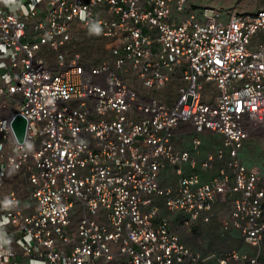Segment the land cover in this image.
<instances>
[{
	"label": "built area",
	"instance_id": "built-area-1",
	"mask_svg": "<svg viewBox=\"0 0 264 264\" xmlns=\"http://www.w3.org/2000/svg\"><path fill=\"white\" fill-rule=\"evenodd\" d=\"M210 134L223 142L199 160ZM252 137L264 138V9L0 0V264H264L262 171L240 155ZM227 196L222 232L254 253L196 252L157 205L192 232Z\"/></svg>",
	"mask_w": 264,
	"mask_h": 264
},
{
	"label": "crops",
	"instance_id": "crops-1",
	"mask_svg": "<svg viewBox=\"0 0 264 264\" xmlns=\"http://www.w3.org/2000/svg\"><path fill=\"white\" fill-rule=\"evenodd\" d=\"M193 135L183 131H179L176 135V143L179 147L184 149L191 148V141ZM257 137H252L248 139L241 152L242 161L251 168H257L262 171V178L264 183V160L255 161L252 156L255 151L254 142L259 141ZM211 147V146H210ZM214 147V146H212ZM210 150L204 148L201 154L198 156L199 160L205 158ZM186 172L189 168L185 166ZM219 169L218 167L213 170L212 174H215ZM204 178H207L208 174L203 172L202 168L199 167L198 170ZM189 173V172H188ZM161 182L165 186H174L179 182V176L176 174L173 168H167L161 174ZM157 205L160 208V217H168L170 219V224L172 230L177 233L181 240L192 248L196 252H201L203 254L217 253L220 256L225 255L230 249H238L241 252L253 253L255 249L246 244L243 241L241 233L234 228L223 234L222 228L225 224L229 223L231 220V210L233 208V197L227 196L225 199L218 202L216 205V218L210 225H206L203 222H197L194 224L192 232H189L184 224L187 219V214L185 212H171L166 206L164 198L157 199ZM264 263V258H263ZM184 264H195V263H184ZM211 264H217L216 261H212Z\"/></svg>",
	"mask_w": 264,
	"mask_h": 264
},
{
	"label": "rangeland",
	"instance_id": "rangeland-1",
	"mask_svg": "<svg viewBox=\"0 0 264 264\" xmlns=\"http://www.w3.org/2000/svg\"><path fill=\"white\" fill-rule=\"evenodd\" d=\"M190 5L192 8L197 9L203 6H216L221 10L228 12L229 10L238 9L240 11L246 12H257L264 9V0H190ZM84 39H87L89 47L98 55H103L104 51L102 50L103 43L98 41L99 38L91 33L84 32L82 35ZM260 139V138H259ZM204 140V150L207 149L214 151L217 146L221 145L223 138L210 134L203 137ZM255 151L254 155L251 158L255 161L264 160V138L259 141L254 142ZM211 146V147H210ZM214 146V147H212ZM28 208L31 210V206L28 205Z\"/></svg>",
	"mask_w": 264,
	"mask_h": 264
},
{
	"label": "water",
	"instance_id": "water-1",
	"mask_svg": "<svg viewBox=\"0 0 264 264\" xmlns=\"http://www.w3.org/2000/svg\"><path fill=\"white\" fill-rule=\"evenodd\" d=\"M12 125L18 140L21 143L25 142L28 129V120L24 116L18 114L14 118Z\"/></svg>",
	"mask_w": 264,
	"mask_h": 264
},
{
	"label": "bare ground",
	"instance_id": "bare-ground-1",
	"mask_svg": "<svg viewBox=\"0 0 264 264\" xmlns=\"http://www.w3.org/2000/svg\"><path fill=\"white\" fill-rule=\"evenodd\" d=\"M254 253V252H253Z\"/></svg>",
	"mask_w": 264,
	"mask_h": 264
}]
</instances>
